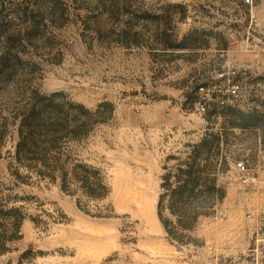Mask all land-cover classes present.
<instances>
[{"label": "rangeland", "instance_id": "1", "mask_svg": "<svg viewBox=\"0 0 264 264\" xmlns=\"http://www.w3.org/2000/svg\"><path fill=\"white\" fill-rule=\"evenodd\" d=\"M0 264H264V0H0Z\"/></svg>", "mask_w": 264, "mask_h": 264}, {"label": "built area", "instance_id": "2", "mask_svg": "<svg viewBox=\"0 0 264 264\" xmlns=\"http://www.w3.org/2000/svg\"><path fill=\"white\" fill-rule=\"evenodd\" d=\"M244 3L251 5L255 0H243ZM232 78L234 75H236V71L232 70ZM217 97L215 98V106L218 108L227 107L230 105H234V102L238 101V98L240 97V84L238 81L233 82V80H230L229 78H226L224 80V84L222 87H218L216 89ZM203 111H205V107H201ZM236 169L239 172H248L245 168V165L242 161H239L236 163ZM243 181L246 182L247 178L244 177Z\"/></svg>", "mask_w": 264, "mask_h": 264}]
</instances>
